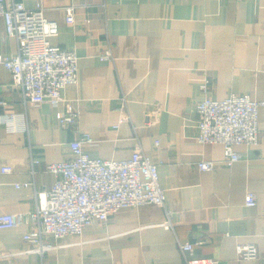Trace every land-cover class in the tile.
I'll return each instance as SVG.
<instances>
[{"label": "crops", "instance_id": "0c3cea01", "mask_svg": "<svg viewBox=\"0 0 264 264\" xmlns=\"http://www.w3.org/2000/svg\"><path fill=\"white\" fill-rule=\"evenodd\" d=\"M14 1L41 4L57 22L51 41L77 53L79 76L59 105L31 103L0 63V214L31 213L36 193L56 180L47 164L72 158L70 143L85 132L94 138L85 146L92 158H130L138 140L159 164L166 206L124 207L81 235H49L52 247L43 255L24 239L26 222L0 229V264H188L183 243L206 264H264V106L258 143L237 144L240 159L231 165L223 144L199 140L196 107L233 93L264 100V0L6 3ZM17 51L0 17V53ZM107 51L112 60L102 59ZM71 109L80 116L69 128L61 117ZM200 161L215 168L201 170ZM248 192L256 194L255 206L246 204ZM240 244L255 245L258 256L240 259Z\"/></svg>", "mask_w": 264, "mask_h": 264}, {"label": "built area", "instance_id": "2783aa9c", "mask_svg": "<svg viewBox=\"0 0 264 264\" xmlns=\"http://www.w3.org/2000/svg\"><path fill=\"white\" fill-rule=\"evenodd\" d=\"M0 17L5 20L7 35L16 39L18 49L16 55L0 53V63L10 71L12 84L24 101H47L55 106L62 103L65 87L78 81L79 56L74 50L51 41L59 32L57 22L45 16L41 4L28 8L16 1L8 5L6 0H0ZM67 21H75L72 7H68ZM102 59L112 60L111 51L103 54ZM201 87L207 90L208 80ZM263 106L264 100H255L246 94L233 93L220 100L204 98L196 105L199 140L223 144L225 162L233 164L240 159L235 149L237 144L258 143L259 110ZM159 113L160 107H155L150 118L156 121ZM79 116L80 111L71 109L61 117V122L65 127H74ZM125 120L127 116L122 117V121ZM93 142L94 138L86 132L71 141L73 157L46 166L56 178L53 188L36 193L31 213H1L0 229L26 222L29 227L24 239L43 255L52 247L46 242L49 235H81L89 224L106 222L124 207L166 206L159 164L144 153L138 140L132 156L122 160L90 157L85 146ZM198 166L201 170H213L215 162L200 161ZM1 171L9 173L12 168L3 167ZM245 202L255 206L256 194L248 192ZM170 224L168 220L167 225ZM180 247L188 264L207 263L191 257L192 243H183ZM237 253L240 259H253L258 256V248L253 244H240Z\"/></svg>", "mask_w": 264, "mask_h": 264}]
</instances>
